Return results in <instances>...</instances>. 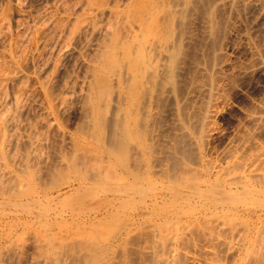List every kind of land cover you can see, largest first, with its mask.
I'll return each mask as SVG.
<instances>
[{"label": "bare ground", "instance_id": "bare-ground-1", "mask_svg": "<svg viewBox=\"0 0 264 264\" xmlns=\"http://www.w3.org/2000/svg\"><path fill=\"white\" fill-rule=\"evenodd\" d=\"M12 1L20 7L19 0ZM81 1L83 4L78 6L82 8L78 12L82 10V16L72 13L66 17L71 26L66 24V29L71 31L69 36L85 17L86 29L91 32L100 29L105 33L101 36L106 37L105 40L101 38L105 43L101 40L103 49L100 54L97 52L99 57H95L98 64H93L92 70L87 69L92 71V81L89 86L86 84L87 93L82 91L85 123L81 120L84 125L79 128L90 129L92 134L88 129L90 136L86 135L92 143L103 142V156L94 157H101L98 161L105 157L106 165L95 159L98 164L94 161L92 167L86 166L90 168H79L83 162L77 167L75 163L85 157L76 158L81 155L76 152L84 146L75 139L76 147L70 140L74 151L82 146L76 152L70 149L75 158L70 157L72 152L66 151V146L62 148V144L59 147L69 154L63 152L62 157L57 156L56 161L61 158L56 162L58 166L50 162L54 166L51 168L52 165L46 163L47 157L42 161L43 154L37 148L41 149L38 147L40 137L45 134L35 125L34 129L41 131L39 136L32 122L33 125L28 122L26 126L22 123L23 111H28L27 107L24 109L27 102L22 103L31 93L21 87L27 81L22 76V61L13 59L14 54H11L12 68L9 64L7 70L0 66L5 69L3 73L0 70V81L12 84V88L8 84L11 90L7 91L8 85L3 88L6 91L0 88L2 93L10 92L2 98L0 94V264L5 263V258L10 259L12 252L15 253L12 259H15L14 249L21 239L28 242L25 262L29 264H264V144L259 141L264 135V97L254 103L251 110L248 106L250 111L244 112L246 116L243 114L246 124L235 127L236 132L227 138L229 141L224 149L222 145L213 148L211 144L215 143L212 138L216 133L213 135L211 131L216 121L212 117L223 94L220 88L226 86L220 87L224 75H220L222 79L218 77L222 61H217L218 67L216 64L217 49L223 47L220 39H225L232 16L240 17L248 10L264 15V0ZM74 5H70L72 9ZM66 10L65 13L70 9ZM71 15L73 21L69 20ZM7 16L0 15V35L3 33L5 37H8L5 32L10 26L6 23ZM103 18L107 23L101 25ZM62 32H57L58 37ZM199 36L203 37L201 44ZM7 39L9 43L6 38L3 42L10 46L7 48L10 53L14 48L11 49V44L15 45L17 40L12 43V39ZM56 41L47 49L54 47ZM17 44L22 45L21 42ZM60 47L53 51L56 53V49H62ZM205 50L208 52L204 56ZM51 53L46 54L51 57ZM42 86L48 101V105L44 101L48 106L46 111L44 107H47L42 106L43 114L48 110L52 113L57 102L64 101L60 93L58 95L63 85H59L54 97L46 81ZM65 89L62 92L66 97ZM22 90L29 95L26 97ZM163 101L165 111L163 106L160 108ZM37 122L40 125L41 118ZM50 122H43L44 127L45 124L51 126ZM156 126L159 128L155 130L160 132V128H165V139L164 133L162 140L152 133ZM22 128H29V131ZM216 128L220 131L218 126ZM258 135L261 136L258 138ZM43 140L41 147L47 141ZM91 146H88V156L95 150ZM216 147L221 151L212 157L215 153L210 154V150ZM41 162L46 163L45 166L50 164V168L43 166L46 171L34 167L39 163L41 167ZM34 168L44 169L43 176L37 177L40 170L35 171L36 175ZM12 259L7 264L18 260Z\"/></svg>", "mask_w": 264, "mask_h": 264}, {"label": "rangeland", "instance_id": "rangeland-1", "mask_svg": "<svg viewBox=\"0 0 264 264\" xmlns=\"http://www.w3.org/2000/svg\"><path fill=\"white\" fill-rule=\"evenodd\" d=\"M10 1V2H9ZM0 0V15H9V16H7L8 18H7V20H6V23H7V25L9 26V28H8V30H10V31H8V30H6V35H8V37L6 36H4L3 35V33L0 35V43L2 42L3 43V46H8V47H6V48H4V47H2V46H0V66L1 67H5V69L7 70V68L9 67V66H11L12 65V62H11V57H10V55L12 54H14L13 56L15 57V58H13V59H17V60H19V61H22V65H23V71H22V76L27 80H25L26 82H24L23 80H22V82H24V83H26V84H24V83H22L21 84V87L23 86V88H25L24 90H28L29 91V93H31L30 95L29 94H27V92L28 91H23L22 90V92H24V93H26L27 95H25L26 97L28 96V98L26 99L25 97H24V99H25V102H24V99H23V101L22 102H24V104L22 103V105H25L26 104V102H27V106L25 105V110H27L26 109V107L28 108V111H23V116L21 117V119L23 120V122L22 123H24V125L26 126V125H28V122H30L29 124H31V125H33V126H39L38 128H40V129H43V130H41L42 131V133L43 134H45L44 136H41L40 138H41V144H42V140L44 139V137H46V138H48V139H44L43 141H49V142H47L46 141V144H45V142H43V147H41V144H40V146H38V147H40L41 149H39V148H37V150H39L40 152H42V154H43V157L41 156V153L40 152H37L38 153V155H40L41 156V158H42V161H43V159H44V161H46V159H48L47 160V162L46 163H54V166L57 164V163H59L61 160V158L60 157H62L63 155V152H65L64 151V149L67 151L68 149V152L69 153H71L72 152V155L70 156V157H74L75 158V156L77 155V154H81V155H77L76 156V158L77 157H79V156H84L85 158H83V157H81V158H79V159H81V160H79V162H78V164L77 163H75V161H76V159H73V160H75V161H73L74 163H75V165L77 166V167H79V165L82 163V165H80V167L79 168H83L84 166L86 167L87 165H89V166H91L92 164L94 165V161H95V163H97L96 162V160L98 161L101 157H99V159H97L98 158V156H103V154H102V152L104 151V149L102 148V147H104V145L102 144H97V143H95V141H93V143H92V141H90V135L89 134H92L91 133V131H90V129L89 128H83V127H81V128H79L80 127V125L82 126V125H84L82 122L85 120V117L83 116V112H82V106L84 105H82V102L84 101V99H83V101H82V98H84V95H83V92H84V94L85 93H87V92H85L88 88H87V86H89V83H91V81L92 80H90V79H92L91 78V76H92V71H88V70H92V68H93V66L94 65H96V63L98 64V58H95L96 56H98L99 57V55H98V53L97 52H99V54H100V52L102 51V47L103 46H101L102 44L104 45V43H105V41H103V39L105 40V37L106 36H104V38H103V36H101V35H104L105 33H103V32H101L102 30H92L93 32H91L88 28L86 29V21L84 20L85 19V17H84V19H82L81 21H82V23H78V24H81V25H78L79 27V29L78 28H76V31L75 30H73V31H75V32H72V34H71V36H69L70 35V28L67 30L66 28L68 27V26H70L69 24V21L67 22V20L68 19H66V17L67 16H69V14H72L73 13V16H77V15H79V14H81V16H82V10H81V12L79 13L78 12V9L80 10V8H82V6L79 8V6L80 5H82L83 4V2L80 0H65V1H63V0H19L20 2V7L18 6V4L17 3H15V1H12V0ZM49 1V2H48ZM57 1V2H56ZM63 1V3H61ZM78 1V2H77ZM22 2V3H21ZM24 2V3H23ZM5 3H7V4H5ZM8 3H10L11 5H9ZM69 3V4H68ZM72 3V4H71ZM73 3H75V5L73 4ZM79 3V4H78ZM15 4H17V5H15ZM61 4V5H60ZM67 4H68V6H75V7H73V9H72V7L71 8H68V6H67ZM67 7H66V6ZM79 5V6H78ZM5 6H6V8H5ZM9 6V7H8ZM11 6V7H10ZM62 6H63V8H62ZM67 8V10L68 9H70L69 11H67V13H65V9ZM76 7H78V8H76ZM10 8V9H9ZM44 8V9H43ZM65 8V9H64ZM75 8H76V12H75ZM7 9V10H6ZM12 9V10H11ZM18 9V10H17ZM35 9V10H34ZM4 10V11H3ZM72 10V11H71ZM56 11V12H55ZM62 11H63V13H62ZM255 10H248L246 13L244 12H242L241 14H240V17L238 16L237 17V15H235V16H232V19L230 20V23L228 24V29L226 28V31H225V39H220L222 36H220V40H221V43H223V47H222V45L221 44H219V45H221V49H217L216 51L218 52V57L216 58V64H217V67H218V65H219V63H217V61H222L220 64L222 65V68H220L221 67V65H219L220 67L218 68L219 69V71H218V77L219 78H221L222 79V75H224L223 77V82H221L220 84V87H224L225 85V89L224 88H220V91L221 90H223L222 91V93L225 95H223L222 94V96H224V97H226V98H224L223 100H222V96L219 98L220 100H218V102H217V110L215 109V112H214V114H213V117H212V119L213 118H215L214 119V121H215V124L219 127V129H220V131L216 128L217 126L215 125V124H213V126H214V128H213V130H211L212 131V134L213 133H215V138H212L213 140H215V143H214V141L213 142H211V144H212V147L214 148L215 146H217V147H220L221 145V148L223 147V149L226 147V145L228 144L227 142L229 141L227 138H231L230 137V134H234L236 131V129H235V127L236 128H240V126L241 125H245L246 124V118H244L245 116H246V113L248 112V110L250 109H252V107L251 106H253L254 105V103L256 104V103H258V101L262 98V97H264V96H262V95H264V94H262V93H264V68H262V67H264V50H259V48H261V49H264V47H262V46H264V41H262V40H264V27H262V26H264V25H262V24H264V15H259L257 12H254ZM12 12V13H11ZM39 14H38V13ZM70 12V13H69ZM6 13V14H5ZM41 13V14H40ZM75 13V14H74ZM76 13H77V15H76ZM66 14H68V15H66ZM242 14H244V15H242ZM256 14H258V15H256ZM251 15V16H250ZM72 15L70 16V18L71 19H69L70 21L72 20L73 21V19H74V17H73ZM80 16V17H81ZM253 16V17H252ZM43 17V18H42ZM61 17V18H60ZM65 17V18H64ZM72 17H73V19H72ZM236 17V18H235ZM246 17V18H245ZM58 18V19H57ZM68 18V17H67ZM104 18H106V17H104ZM104 18L103 19H101L103 22H105V23H103L102 24V21H100L101 22V25H104V24H106L107 23V20L105 19V21H104ZM257 18V19H256ZM241 19V20H240ZM252 19H254V20H252ZM63 20V21H62ZM247 20V21H246ZM262 20V21H261ZM8 21V22H7ZM29 21V22H28ZM52 21H53V23H52ZM85 23H84V22ZM234 21V22H233ZM254 21V22H253ZM22 22V23H21ZM64 22H65V26H64ZM9 23V24H8ZM44 23H45V25H44ZM56 23V24H55ZM61 23H63V24H61ZM68 23V24H67ZM250 23H251V25H250ZM25 24H27V25H25ZM52 24H54V25H52ZM61 24V25H60ZM68 26H67V25ZM233 24V25H232ZM249 24V25H248ZM57 25V26H56ZM63 25V26H62ZM82 25H84V27H82ZM80 26H81V28H80ZM245 26H246V28H245ZM51 27V28H50ZM56 27V28H55ZM71 27V26H70ZM234 27V28H233ZM236 27V28H235ZM230 28H231V30H230ZM248 28V29H247ZM250 28V29H249ZM49 29V30H48ZM56 29V30H55ZM82 29H83V31H82ZM98 29V28H97ZM254 29V30H253ZM59 30L60 31H63L62 33H60V36L58 37V33H59ZM65 30V31H64ZM67 30V31H66ZM79 30V31H78ZM84 30H85V32H84ZM86 30H87V32H86ZM249 30V31H248ZM251 30V31H250ZM70 31V32H69ZM248 31V32H247ZM8 32H10V33H8ZM36 32H37V34H36ZM55 32V33H54ZM58 32V33H57ZM78 32H80L81 34H79ZM239 32V33H238ZM16 33H18L17 35H16ZM29 33H30V35H29ZM64 33V34H63ZM76 33H78V34H76ZM86 35H85V34ZM90 33V34H89ZM102 33V34H101ZM229 33H230V35H229ZM242 33V34H241ZM10 34V35H9ZM23 34V35H22ZM41 34V35H40ZM84 34V35H83ZM202 34V32L200 33V35ZM244 34V35H243ZM11 35H12V37H11ZM64 35V36H63ZM74 35V36H73ZM89 35V36H88ZM91 35V36H90ZM247 35V36H246ZM249 35V36H248ZM15 36L17 37V38H15ZM69 38H68V37ZM1 37L3 38L4 37V40L3 41H6L7 40V42L9 43V41H8V39L7 38H9V39H12V43H13V41H14V39H16L19 43L21 42L22 43V45L21 44H17L18 42L16 41L15 43L17 44H15L16 45V47H15V45L14 44H11L12 46H11V49L13 48V46H14V50L12 49V50H10V53H9V48H10V46L8 45V43H6V45L4 44L5 42H3V41H1ZM18 37H20V39L18 38ZM29 37V38H28ZM94 37V38H93ZM252 37H254V39L252 38ZM261 37H262V39H261ZM5 38H6V40H5ZM22 38V39H21ZM68 38V39H67ZM101 38H103V39H101ZM201 38V41H200V44L203 42V37H200L199 36V39ZM239 38V39H238ZM246 38H248L247 40H246ZM249 38H250V41H249ZM255 38H256V40H255ZM31 39V40H30ZM55 39V40H54ZM227 39V40H226ZM19 40H21V41H19ZM52 40V41H51ZM57 40V41H56ZM101 40H102V42H104V43H101ZM220 40H218V41H220ZM225 40V41H224ZM229 40V41H228ZM255 40V41H254ZM257 40H258V42H257ZM56 41V45L54 46V47H50V49H47V48H49V46L51 45V44H54V42ZM66 41V42H65ZM261 41V42H260ZM59 42V43H58ZM62 42V43H61ZM226 42V43H225ZM238 42V43H237ZM50 43V44H49ZM60 43L62 44V45H60ZM64 43V44H63ZM66 43V44H65ZM257 44L256 46L258 47V49H257V47L255 46V44ZM23 44H25L24 46H23ZM98 44V45H97ZM224 44H225V46H224ZM234 44V45H233ZM251 44H254V45H251ZM1 45V44H0ZM19 45V46H18ZM58 45V46H57ZM218 45V46H219ZM237 45V46H236ZM260 45H261V47H260ZM23 46V47H22ZM53 46V45H52ZM59 46H61L59 49H61V50H58V49H56V53L54 52L55 51V49L54 48H58ZM100 46V47H99ZM250 47V49H249V47ZM254 46H255V49H253L254 48ZM220 47V46H219ZM8 48V49H7ZM22 48V49H21ZM51 48H52V51L54 52V54H53V52L52 51H50V53H51V57L50 56H48L46 53H48V54H50L48 51L49 50H51ZM3 49V50H2ZM31 49H33V50H31ZM48 51H47V50ZM100 51H99V50ZM45 50V51H44ZM58 50V51H57ZM72 50V51H71ZM94 50V51H93ZM197 50H201L200 48H198ZM222 50V51H221ZM255 50H259V51H256V53L254 52ZM3 51V52H2ZM8 51V52H7ZM11 51H12V53H11ZM14 51V52H13ZM28 51V52H27ZM31 51V52H30ZM36 51V52H35ZM39 51V52H38ZM67 51V52H66ZM198 51V52H199ZM219 51H220V53H219ZM6 52V53H5ZM38 52V53H37ZM60 52V53H59ZM79 52V53H78ZM201 52V51H200ZM206 52H208V51H204L202 54L205 56V54H206ZM262 52V53H261ZM86 53V54H85ZM92 53H93V55H92ZM223 53H225V54H223ZM261 53V54H260ZM16 54V55H15ZM19 54V55H18ZM31 54V55H30ZM34 54V55H33ZM40 54V55H39ZM56 54V55H55ZM58 54V55H57ZM60 54V55H59ZM64 54V55H63ZM223 54V55H222ZM24 55H26V56H24ZM29 55V56H28ZM36 55V56H35ZM47 55V56H46ZM223 57L224 56V58H222L221 56ZM47 58H46V57ZM53 56V57H52ZM55 56H57L56 58H58V59H56L55 58ZM260 56V57H259ZM19 57V58H18ZM29 58V60H27L28 58ZM35 57V58H34ZM39 57V58H38ZM41 57H43V58H41ZM52 58V60L50 59V58ZM249 57H251V59L249 58ZM254 57V58H253ZM260 59H259V58ZM34 58V59H33ZM44 58H46L45 59V61H44ZM48 58H49V60H48ZM253 58V59H252ZM24 59V60H23ZM26 59V60H25ZM35 59H37V62H36V60ZM94 59H97V61H95ZM222 59V60H221ZM257 59H258V61H257ZM42 60L44 61V63L42 62ZM46 60H48L47 62L48 63H46ZM250 60H251V62H250ZM27 61V62H26ZM29 61V62H28ZM50 61V62H49ZM77 61V62H76ZM226 61V62H225ZM256 61V62H255ZM8 62H10V63H8ZM42 62V63H41ZM95 62V63H94ZM4 63V64H3ZM30 63V64H29ZM86 63V64H85ZM224 63V64H223ZM226 63V64H225ZM247 63V64H246ZM7 64H9V66H7ZM37 64H39V65H37ZM41 64V65H40ZM91 64V65H90ZM94 64V65H93ZM233 64V65H232ZM242 64V65H241ZM249 64V65H248ZM260 66H259V65ZM31 65V66H30ZM34 65V66H33ZM44 65V66H43ZM93 65V66H92ZM40 66H41V68H40ZM232 66V67H231ZM237 66V67H236ZM240 66H242V67H240ZM253 66V67H252ZM257 66V67H256ZM1 67H0V70H2L1 69ZM7 67V68H6ZM36 67V68H35ZM43 67H44V69H43ZM48 67H50V69L48 68ZM256 67V68H255ZM11 68H12V66H11ZM26 68V69H25ZM237 68V69H236ZM5 69H3V70H5ZM9 69V68H8ZM88 69V70H87ZM251 69V70H250ZM3 70H2V73H3ZM36 72H35V71ZM38 70H40L39 72H38ZM85 70V71H84ZM223 70V71H222ZM228 70H229V72H228ZM231 70V71H230ZM240 70V71H239ZM244 70V71H243ZM221 71V72H220ZM246 71V72H245ZM35 72V73H34ZM49 72V73H48ZM84 72V73H83ZM2 73H0V76L2 75ZM38 73V74H37ZM220 73V74H219ZM228 73H229V75H228ZM237 73V74H236ZM242 73V74H241ZM40 74V75H39ZM49 74H51V75H49ZM66 74V75H65ZM68 74V75H67ZM217 74V72L214 74L215 76H217L216 75ZM44 75V76H43ZM221 75V76H220ZM231 75V76H230ZM39 76H41V79H40V77ZM48 76V77H47ZM52 76V77H51ZM63 76V77H62ZM70 78H69V77ZM22 77V79H24ZM228 77V78H227ZM63 78V79H62ZM230 78V79H229ZM45 79V80H44ZM73 79V80H72ZM2 80H4V79H2ZM44 80V81H43ZM84 80V81H83ZM87 80V81H86ZM230 80V81H229ZM233 80V81H232ZM5 81L6 80H4L3 82L2 81H0V84L1 85H3V83L4 84H6V85H4V86H1L0 85V88H2V90H3V88L5 89L6 88V86L8 85V84H11V82H9V81H6V83H5ZM45 81H46V85L48 84V86L47 87H49V88H52V89H50V90H52V97H54V94L56 95V92H58L59 91V89L61 88V89H63V90H60L59 92H58V95H59V93H60V96H62L63 97V100L64 101H62V103L61 102H57V104H59V103H61V105L59 104L58 106H57V104H56V106L55 107H57L56 108V110H54L53 109V111L54 112H50L49 113V110H48V113H45V114H43L44 113V111H43V107L44 106H46L47 108H45L44 107V110L46 111V109H48V101H47V98H46V95H45V92H44V86H42V85H44V83H45ZM62 81V82H61ZM64 81H66V84H65V82ZM72 81V82H71ZM89 81V82H88ZM229 81V82H228ZM48 82V83H47ZM87 82V83H86ZM228 82V83H227ZM231 82V83H230ZM69 83V84H68ZM63 85V87H60V86H62ZM70 85L69 86V90H68V85ZM82 84V85H81ZM86 84H87V86H86ZM228 84V85H227ZM230 84H231V86H230ZM236 84V85H235ZM51 85H52V87H51ZM60 85V86H59ZM65 85V86H64ZM67 85V86H66ZM25 86V87H24ZM83 86V87H82ZM230 86V88H228ZM54 87V88H53ZM60 87V88H59ZM65 87H66V89H65ZM87 89H86V88ZM11 88H12V84H11ZM11 88H10V85H8L7 86V91L8 90H11ZM82 88H83V90H82ZM64 89H65V95H66V97L64 96ZM86 89V90H85ZM35 90V91H34ZM81 90V91H80ZM3 91H6V90H3ZM2 91V92H3ZM63 91V92H62ZM67 91H69V92H67ZM83 91V92H82ZM1 91H0V94H1V98H2V96H6V93H10V92H4V93H2ZM225 92H226V94H225ZM227 92H228V94H227ZM23 93V94H24ZM63 93V94H62ZM72 93V94H71ZM3 94V95H2ZM81 94V95H80ZM261 96H260V95ZM57 95V96H58ZM24 96V95H23ZM31 96V97H30ZM45 96V97H44ZM83 96V97H82ZM228 97V98H227ZM253 97V98H252ZM256 97V98H255ZM1 98H0V100H1ZM56 98V97H55ZM54 98V99H55ZM75 98V99H74ZM3 99H4V97H3ZM6 99V98H5ZM79 99V100H78ZM252 101H251V100ZM256 99V100H255ZM36 100H37V102H36ZM66 100V101H65ZM165 100V99H164ZM33 101V102H32ZM46 102V104L47 105H45V102ZM222 101L224 102V103H222ZM256 101V102H255ZM68 102V103H67ZM252 102V103H251ZM39 103H40V106H38L39 105ZM28 104H31V105H28ZM36 104H37V106H36ZM44 105V106H43ZM82 105V106H81ZM163 105H165V102L163 101V104L161 105V109H162V106ZM220 105V106H219ZM223 105V106H222ZM250 105V106H249ZM29 106H31V108L29 107ZM36 106V107H35ZM43 106V107H42ZM250 108H249V107ZM40 107V108H39ZM164 108L162 109V110H164L165 109V106H163ZM223 107V108H222ZM30 108V109H29ZM63 108V109H62ZM249 108V109H248ZM41 109H42V111H41ZM59 109V110H58ZM81 110V112L79 113V111ZM249 110V111H250ZM34 111V112H33ZM39 111V112H38ZM64 111V112H63ZM165 111V110H164ZM163 111V112H164ZM217 111V112H216ZM26 112V113H25ZM162 112V113H163ZM220 112V113H219ZM244 112H246V113H244ZM32 114V115H31ZM39 114H40V116H39ZM46 114H48L47 116H45ZM62 114V115H61ZM163 114H165V112L163 113ZM245 116H244V115ZM26 115V116H25ZM43 115V116H42ZM79 115V116H78ZM214 115H216L215 117H214ZM28 116V117H27ZM36 116V117H35ZM83 116V117H82ZM165 116V115H164ZM27 117V118H26ZM38 117H40L41 118V122H40V125H39V123L37 122L38 120H40V118H38ZM44 117H46V118H44ZM37 118H38V120H37ZM54 118V119H53ZM78 118V119H77ZM244 118V119H243ZM42 119H44V121H42ZM48 119V120H47ZM37 120V121H36ZM51 120H53L52 122H50ZM81 120H83V121H81ZM240 120V121H239ZM244 120H245V123H244ZM48 121V123L50 122V124H51V126L50 125H48V126H50L51 128H49L46 124H45V127H44V124H43V122L44 123H46ZM78 121V122H77ZM242 121V122H241ZM27 124H26V123ZM33 124H32V123ZM241 122V123H240ZM36 123H38V124H36ZM43 125H42V124ZM47 123V124H48ZM84 123H85V121H84ZM237 123L239 124L240 123V125H238L237 126ZM53 124V125H52ZM30 125V126H31ZM24 126V127H25ZM33 126H31V127H33ZM36 126L35 127H33V129L34 128H36ZM42 126H43V128H42ZM48 128H47V127ZM53 126H54V128H53ZM56 126V127H55ZM216 126V127H215ZM60 127V128H59ZM34 129L35 131H37L38 133H39V136L41 135V131H40V129ZM158 129L159 127H154V128H152V130L154 129V131H152V133L154 134V135H156V137L157 136H159L160 138L162 137L163 138V133L165 132V128H160V130H161V132L159 131V130H155V129ZM23 130H25L26 129V131H29L27 128H22ZM21 129V130H22ZM33 129L31 128V130L30 131H32V132H34L33 131ZM55 129V130H54ZM75 129V130H74ZM84 129V130H83ZM89 129V130H88ZM92 130H93V128H91ZM215 129H217V131L215 130ZM22 130V131H23ZM86 130H88V131H90V133L88 134L87 132L88 131H86ZM221 130L223 131L222 133H221ZM21 131V133L23 134V132ZM25 131V133L27 134V132ZM233 131H234V133H233ZM54 134V135H52V133ZM63 132V133H62ZM98 132V131H97ZM156 132V133H155ZM218 132V133H217ZM219 132H220V134H219ZM50 133H51V135H50ZM62 133V134H61ZM68 133V134H67ZM99 133V132H98ZM25 134V135H26ZM59 134V135H58ZM86 134H88V135H86ZM93 134H96V133H94L93 132ZM100 134V133H99ZM69 135H71V136H69ZM86 135V136H85ZM101 135V134H100ZM214 135V134H213ZM212 135V137H214ZM23 136H24V134H23ZM52 136H54V138H56V139H53V137ZM65 136V137H64ZM231 136H233V135H231ZM261 135H258V138L260 137ZM43 137V138H42ZM62 137H64V139L62 140ZM69 137V138H68ZM78 138V139H77ZM86 138V139H85ZM162 138H161V140H162ZM262 138H264V135H262L261 137H260V139H259V141H261V144H264V139H262ZM69 140V142H68V140ZM74 139H75V141H80V142H83L84 144H88L87 145V147H85L86 145H84L83 143H82V145L85 147H83L81 150L83 151V149H84V153L81 151V150H79L82 146H80L79 147V149H78V147H77V149L79 150V151H77V149H76V151H74V148H72V144H71V142L74 144ZM163 139H165V133H164V138ZM212 139L210 140V141H212ZM54 140H56V141H54ZM66 140V141H65ZM70 140H71V142H70ZM88 140H89V142H88ZM85 141H86V143H85ZM51 142V143H50ZM78 142H75V144H74V147H76V146H78L77 145V143ZM78 143V144H80L81 145V143ZM88 142V143H87ZM51 144V145H49V144ZM53 143H54V145H53ZM95 143V144H94ZM225 143H227V144H225ZM61 144V145H60ZM62 144H63V146H62ZM91 144H92V146H91ZM219 144V145H218ZM54 147H53V146ZM91 146V147H95V150L94 151H96V152H92L93 150H92V148H90V151H91V153H90V155L88 156V154H89V147L88 146ZM101 147H100V146ZM224 145V146H223ZM62 146V148L64 147V146H66L64 149H62V148H60V147ZM51 147V148H50ZM97 147H99L98 149H101V153L97 150ZM216 147V150L215 149H211L212 151H214V152H212L211 150H210V154L211 153H215V154H211L212 155V157L214 156V155H216V156H218V152H220L221 151V148L217 151V148ZM45 148H47V150L45 149ZM51 149V150H49V149ZM52 148H53V150H52ZM72 148V149H71ZM87 148V149H86ZM60 149H62V152L60 153V152H58ZM70 149L71 150H73L74 152H76V155H74V153H73V151H71L70 152ZM54 150H57V151H55L54 152V154H53V151ZM103 150V151H102ZM61 151V150H60ZM88 153H87V152ZM97 151H98V153H97ZM217 151V152H216ZM46 154H45V153ZM56 152L57 153H59L60 155H57L56 154ZM40 153V154H39ZM66 154H69V153H67V152H65ZM86 153V154H85ZM44 154H45V156H44ZM47 154H49L48 156H47ZM92 154V155H91ZM94 154V155H93ZM51 155H53V157L51 156ZM57 156H60L59 157V161L57 162L56 161V158H58ZM91 156V157H90ZM93 156V157H92ZM94 156H96V157H94ZM44 157H47L46 159L44 158ZM67 157H69V155L67 156ZM69 157V158H70ZM53 158V162H52V159ZM86 158H88V159H86ZM93 158H94V160H93ZM104 158L105 157H103V160L101 159V161H98V163H101V164H105L106 165V162H105V160H106V158H105V160H104ZM83 159L84 160H86L85 162H87L86 164H84V161H83ZM96 159V160H95ZM93 160V161H92ZM43 161V162H44ZM88 161H90V162H88ZM57 162V163H56ZM93 162V163H92ZM42 163V162H41ZM46 163H42L41 164V167L39 166L40 165V163L37 165V166H39V167H37V166H34L35 168H44L43 166H45V164ZM50 163V164H51ZM62 163V162H61ZM97 163V164H98ZM50 164H48L47 166L50 168ZM97 164H95V165H97ZM52 166H51V168L52 167H54L53 166V164H51ZM59 165V164H58ZM58 165H56V166H58ZM92 165V166H93ZM47 166H45V167H47ZM91 166V167H92ZM47 167V169H49ZM34 168V169H35ZM78 168V169H79ZM81 168V169H82ZM86 168H90V167H86ZM45 170H46V168H44ZM44 169H35L34 170V172L35 171H37V170H40V173H39V171H38V175H37V172H35V174L37 175V177L39 176V175H41V173L43 174V172H45V170ZM47 171V170H46ZM73 173H71V174H69V176H71ZM41 176H43V175H41ZM68 194H70V191H69V193ZM67 194V195H68ZM68 198H70V197H68ZM67 198H65V200H66ZM64 200V199H63ZM68 202H69V200H67ZM67 201H62L63 203H68ZM20 241V242H19ZM18 241V243H17V248H16V250L14 249V252H16L17 254H16V257H15V259H18L19 261H22V259H23V261L22 262H18V260H15L14 258V260L16 261V262H14L13 261V259H12V257H14L13 255L15 254V253H11V258H10V256H9V258L10 259H12L11 261H13L12 262V264H15V263H21V264H23L24 262H25V256H26V253H27V248H28V242H27V244H26V239H25V241L23 240V239H21V240H19ZM24 242H25V244H24ZM18 244H19V246H18ZM16 245V244H15ZM24 245V246H23ZM19 247V248H18ZM21 247L23 248V251H21L22 249H21ZM25 247V248H24ZM14 248H15V246H14ZM12 249H13V247H12ZM11 249V250H12ZM25 254V255H24ZM17 256L20 258V256H21V260L19 259V258H17ZM7 259L8 258H5V263L4 264H7V262H9V260L10 259H8V261H7ZM11 264V263H10ZM24 264H29V263H27V261L24 263Z\"/></svg>", "mask_w": 264, "mask_h": 264}]
</instances>
